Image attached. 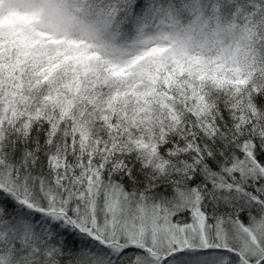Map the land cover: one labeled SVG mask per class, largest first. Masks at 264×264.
I'll return each instance as SVG.
<instances>
[{
	"label": "snow or ice",
	"instance_id": "snow-or-ice-1",
	"mask_svg": "<svg viewBox=\"0 0 264 264\" xmlns=\"http://www.w3.org/2000/svg\"><path fill=\"white\" fill-rule=\"evenodd\" d=\"M25 6L0 54V264H264V0Z\"/></svg>",
	"mask_w": 264,
	"mask_h": 264
},
{
	"label": "trees",
	"instance_id": "trees-1",
	"mask_svg": "<svg viewBox=\"0 0 264 264\" xmlns=\"http://www.w3.org/2000/svg\"><path fill=\"white\" fill-rule=\"evenodd\" d=\"M26 20L27 18H21L13 15L12 17L5 19L4 21H0V54L8 55V52L14 44V33L12 32V29L19 24L25 23ZM225 35L227 37L228 43L224 47H231L232 50V55L229 57V60L231 61L238 55L241 63H250V61L246 60L250 52V50L246 47L249 39L248 33L243 32V30L234 32L229 29V31H227ZM42 60L43 58H39V61L42 62ZM45 66L47 65L45 64ZM0 69H4L7 72L11 71V69L8 68L7 65H0ZM70 90L74 94L76 89L70 88Z\"/></svg>",
	"mask_w": 264,
	"mask_h": 264
},
{
	"label": "rangeland",
	"instance_id": "rangeland-1",
	"mask_svg": "<svg viewBox=\"0 0 264 264\" xmlns=\"http://www.w3.org/2000/svg\"><path fill=\"white\" fill-rule=\"evenodd\" d=\"M26 3L27 0H0V21H4L13 15L27 18Z\"/></svg>",
	"mask_w": 264,
	"mask_h": 264
}]
</instances>
